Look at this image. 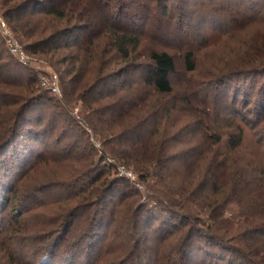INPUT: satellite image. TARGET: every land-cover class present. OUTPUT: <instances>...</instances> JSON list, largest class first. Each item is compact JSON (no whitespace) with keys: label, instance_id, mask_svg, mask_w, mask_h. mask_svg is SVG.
I'll use <instances>...</instances> for the list:
<instances>
[{"label":"rangeland","instance_id":"obj_1","mask_svg":"<svg viewBox=\"0 0 264 264\" xmlns=\"http://www.w3.org/2000/svg\"><path fill=\"white\" fill-rule=\"evenodd\" d=\"M100 1L98 12L108 24L101 18L91 25L85 16L54 19L45 13L46 3L21 10L24 18L43 19L39 25L47 27L46 35L62 30L68 33L57 40L55 52L46 54L26 52L24 45L32 40L22 38L14 29L16 23H9L0 8L10 42L16 41L27 59L22 64L10 53L8 37L0 31V64L8 63L10 68L8 73L2 72L3 78L15 83L32 76L36 79L30 95L18 89L22 92L18 104L11 92L0 90V264H167L177 261L178 246L182 251L187 243L182 264H264V253L260 252L264 236L259 237L262 248L253 252L238 236L213 233L204 217L203 223L182 225L175 215L156 205L152 188L157 184L173 188L181 172L189 176L180 181L195 176L196 180L211 178L207 170L210 161L218 162L228 153L226 138L218 146L210 145L189 117L194 109L202 108V101L211 115L235 119L236 125L242 123L244 144H264V69L252 71L255 65L264 67V58L254 60L250 55L255 50L264 54V0ZM67 2L60 0V4ZM89 13L94 16L92 10L86 15ZM114 27L139 40L136 49H129L128 62L109 53L107 38ZM99 45L101 62H93L88 59L89 52ZM153 50L170 54L176 72L170 77L173 93L164 99L169 113L162 111L145 127V133L155 139L162 133L165 140L169 157L167 171L162 173L166 178L144 183L135 171L119 166L120 162L105 151L108 145H103L105 136H101L91 108L98 107L97 101L100 105L108 101L105 96L114 89L121 95L129 85L137 87ZM187 52L191 53L193 72L186 71ZM87 66L90 74L83 80L86 84L77 87L75 83ZM53 74L58 93L51 90L50 80L46 86L40 81ZM185 99L192 103H182ZM25 102L19 120L16 112ZM9 111L13 116L7 114ZM221 132L230 133L231 128ZM247 152L243 149L238 155L230 154L231 159H238L231 169L238 170L248 162L243 158ZM102 156L100 168L109 164L116 167L101 179L125 177L130 182L114 185L103 204L91 206L94 199L88 202L87 195L75 192L96 175L91 172L93 163ZM194 182L201 189L202 184ZM213 189L207 188L205 194ZM118 207L120 215L111 220ZM234 208L230 205L228 209H238ZM128 209L140 212L137 225ZM65 210L72 214L66 230L67 220L61 216ZM148 210L152 215L146 217ZM96 216L101 219L92 232ZM188 231L190 236H186ZM182 237L185 245L179 241Z\"/></svg>","mask_w":264,"mask_h":264},{"label":"trees","instance_id":"obj_2","mask_svg":"<svg viewBox=\"0 0 264 264\" xmlns=\"http://www.w3.org/2000/svg\"><path fill=\"white\" fill-rule=\"evenodd\" d=\"M45 3L47 4L46 6H48V10L45 13L52 16L54 19L62 20L67 18V15H69L70 18H76L77 16L83 18L85 16V20L87 19L88 22H91V25L93 22L101 20V18L102 21L104 20V22L107 23L104 16L100 15V12H98V8L101 4L100 0H69V2H67L69 6L64 5V3L60 4V0H0V8L3 11V17L7 19L9 23H16L14 29L22 38L27 41L32 40L24 45V50L29 54L55 52L59 48V46L56 45L57 40L68 34L65 30H62L60 32L54 31L46 35L47 27L41 28L39 25V23H42L43 19L39 18L33 20L24 18L25 16L22 14L21 10L30 8L31 4L38 6ZM66 6L68 7L66 8ZM90 10L93 11L94 16L90 15V13L86 15L87 11ZM23 20H25L24 23L21 22ZM18 22L21 23L18 25ZM113 29L114 31L111 32L110 37L107 38V43L111 46V51H109V53L111 56L118 57L128 62L131 54L129 49H136L139 40L136 36H132L124 30L116 29L115 27ZM99 47L100 45L95 48V51L92 50L89 52L90 58L88 59H91L93 62H101L100 57L103 51L99 52ZM250 55L252 59L255 58L254 60H257L259 57L262 59L264 58V54L258 50H255V52H252ZM148 60L150 63L147 66L140 84L136 85L137 87L129 85L127 90L121 95H117V91L114 89L105 96L108 98V101L103 105H100V101L97 100L94 102L97 101L95 104H97L98 107L91 108V105H89L91 112L95 113V119H93L101 126L100 128L98 127L101 131V136H105L103 145L105 147L108 145V149H105V151L120 162L119 166H125L135 171L138 178L144 183L155 177L158 181L166 178L164 173H162V171H167L166 166L169 157L168 148L164 145L165 140L162 139L161 132V138L159 139H155L149 133H145V127L147 123H150L152 118L157 119L162 111H164L165 114L169 113V109H166L167 106L165 105L166 100L164 99L170 97L173 93L170 77L176 72L174 59L167 52L153 50L148 54ZM261 60H259V62ZM259 62L255 63L258 64ZM184 64L187 72L194 71L190 52L185 54ZM259 66L261 65H255L252 71L257 73L261 72L264 67L262 68ZM9 71L10 68L8 63L0 64V90L3 92L7 91L8 93L11 92L15 103L17 102L16 104H18L22 92L26 93V96H28L35 91L33 83L36 79L32 76L28 77L26 82L21 80L15 83L10 81L7 77L3 78V73L6 74ZM89 74L90 70L87 66L86 71L84 69L81 75V79L76 78L79 81L75 83V85L82 88L86 84L83 80H85V77ZM18 89L22 90V92L19 93ZM151 99H154L153 103ZM28 102L22 103V106L17 110L16 117L19 120L22 119L23 109H25L24 107ZM188 102L189 104L190 102L192 103V101L188 99H185L182 103L187 104ZM199 104H201L202 108L194 109L196 113L192 112L189 115V117L194 119V123L197 125L198 134L210 145L216 146L222 144L223 137L226 138V149L228 153L224 154L222 156L223 158L218 162L214 160L210 161L207 170L211 178L205 180L204 178H198L196 180L197 177L195 176L193 179H188V181L183 179L180 181V178L189 176L185 174L182 175L183 173L181 172L178 181L175 180V184L173 182V188L170 186L165 188L160 184L152 187L153 191L155 190L154 192L157 198L156 205L160 207L161 211H168L173 216L175 215L181 220L182 225H188L192 221L203 223L204 221L201 218L204 217L207 219L206 223L213 233H217L222 237L238 236V238H242V241L244 240L246 248L250 247L253 249V252H255L257 249L260 250V247L262 248L260 245L262 241L259 237L264 236V144L260 141H250V143L247 141L245 142L247 145L244 144L245 131L241 125L242 123L236 125L233 122L235 119L232 121L219 119L217 116L210 114L205 101ZM0 109H2L1 106ZM179 110L181 111L182 108ZM7 114L13 116L11 111ZM159 127H161V125ZM230 128V133H218L222 131V129L225 130ZM94 130L96 131V128ZM132 136H135V138ZM5 137L6 136H3V139H5ZM246 146L250 147L247 148ZM243 149L245 152L248 151L244 153L245 156H243L248 162L246 164H241L240 167L238 166V170L231 169L235 163L238 164V159H231L233 154L238 155ZM208 152L210 153L211 151L209 150ZM231 153H233L232 156H230ZM202 159H206V155L201 157L198 163H200ZM102 161L103 156L93 163L94 167L91 172H97L96 175L89 177L88 181L83 182L81 187L75 192L77 194L81 193L82 195H87L88 202L94 199V201L91 202V206L103 204L106 200V196L112 191L114 185H128L130 182L125 177H116L110 181L105 178L101 179L103 174L110 172L116 167L113 164H109L106 166L103 165V167L100 168V163ZM229 162L230 166H228ZM156 171L159 172L158 175ZM257 174L258 177L256 176ZM176 178L178 177L176 176ZM194 181L202 184L201 189L195 186ZM194 186L196 187L195 189L193 188ZM212 187L214 188L213 191L205 194V190ZM135 194L136 192L132 195ZM230 205L238 209L229 211L228 208ZM115 209L113 208L115 214H112L111 220L121 213V207ZM113 210H110L111 213ZM127 212V214L135 218L134 222L135 225H137L139 221L137 217L141 215L140 212L135 210L131 211L130 209H128ZM146 212V217L152 215V211L148 210ZM225 212L230 215H225ZM95 214H97V211ZM61 216L64 218V221L67 220L64 224V229L66 230L69 225V218L72 214L65 210L62 211ZM95 219L94 222L91 223L92 232L93 228L96 226L95 224L101 219V216H96ZM189 229L192 231L191 227ZM190 231L186 232V236L191 235ZM183 239L184 237L180 238L179 241L185 245ZM185 240L188 239L185 238ZM183 245H180V247ZM189 245L190 243H187L186 248L182 251H180L178 246V250H176L177 261H170L167 264H182L181 261H185V255ZM260 252L264 253V249ZM106 253L105 249L103 258Z\"/></svg>","mask_w":264,"mask_h":264},{"label":"built area","instance_id":"obj_3","mask_svg":"<svg viewBox=\"0 0 264 264\" xmlns=\"http://www.w3.org/2000/svg\"><path fill=\"white\" fill-rule=\"evenodd\" d=\"M0 31L5 34L4 36L8 37V47H9V51L10 53L22 64L26 63V55L24 53V51L20 48V46L18 45V43L16 41H12L10 42V33L7 29V26L5 24V22L0 18ZM6 38V37H5ZM49 80H50V84L49 86H51V90L53 91V93H58L59 88L57 85V77L55 74H53L52 76H50L49 78L46 77H41L40 81L41 84L43 86H46L47 84H49Z\"/></svg>","mask_w":264,"mask_h":264}]
</instances>
